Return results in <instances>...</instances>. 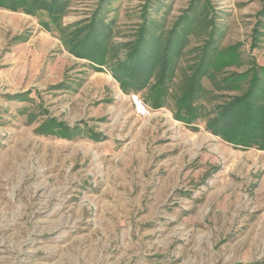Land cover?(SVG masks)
Listing matches in <instances>:
<instances>
[{"label": "rangeland", "instance_id": "rangeland-1", "mask_svg": "<svg viewBox=\"0 0 264 264\" xmlns=\"http://www.w3.org/2000/svg\"><path fill=\"white\" fill-rule=\"evenodd\" d=\"M243 96L264 0H0V264H264Z\"/></svg>", "mask_w": 264, "mask_h": 264}, {"label": "trees", "instance_id": "trees-1", "mask_svg": "<svg viewBox=\"0 0 264 264\" xmlns=\"http://www.w3.org/2000/svg\"><path fill=\"white\" fill-rule=\"evenodd\" d=\"M134 48L132 49L133 51H134ZM134 60H137V59H134ZM115 76H118L117 73L115 74ZM244 96H243V98L241 97L238 100V102H236L235 105H233V106L239 107V104L242 101L245 102L246 97H244ZM243 112L246 114V116H248V119L242 120L243 118H239L238 124L241 123L244 126L241 129V131L239 132L238 136L241 139H244L246 141V142L244 141L243 144H248V142H252L250 139H252L253 136H255L256 134L258 135V131L256 132V126H259V127L264 126V117H263L264 113L260 112L259 114L255 115L253 113V110L250 108V104L248 102H245V107L243 109ZM252 119H254V121Z\"/></svg>", "mask_w": 264, "mask_h": 264}, {"label": "built area", "instance_id": "built-area-1", "mask_svg": "<svg viewBox=\"0 0 264 264\" xmlns=\"http://www.w3.org/2000/svg\"><path fill=\"white\" fill-rule=\"evenodd\" d=\"M135 114L139 117H145L148 115V109L139 101L136 97H132Z\"/></svg>", "mask_w": 264, "mask_h": 264}]
</instances>
